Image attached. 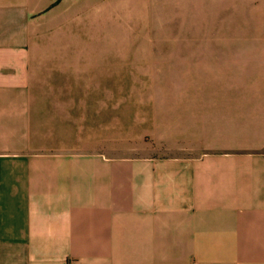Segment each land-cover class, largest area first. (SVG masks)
Segmentation results:
<instances>
[{"label": "crops", "instance_id": "crops-1", "mask_svg": "<svg viewBox=\"0 0 264 264\" xmlns=\"http://www.w3.org/2000/svg\"><path fill=\"white\" fill-rule=\"evenodd\" d=\"M133 38L175 92L117 132ZM0 264H264V0H0Z\"/></svg>", "mask_w": 264, "mask_h": 264}, {"label": "rangeland", "instance_id": "rangeland-1", "mask_svg": "<svg viewBox=\"0 0 264 264\" xmlns=\"http://www.w3.org/2000/svg\"><path fill=\"white\" fill-rule=\"evenodd\" d=\"M131 42L132 47H147V53H117L115 69L83 71L85 77L115 79L117 132L122 131L124 111L141 110L140 104L159 91L175 92V53L168 52L175 46V38H133ZM127 43V39L116 38L117 49ZM67 88L66 92H72L75 87Z\"/></svg>", "mask_w": 264, "mask_h": 264}]
</instances>
